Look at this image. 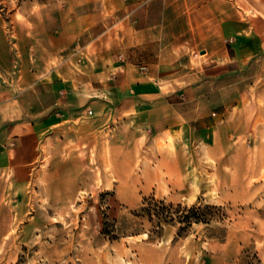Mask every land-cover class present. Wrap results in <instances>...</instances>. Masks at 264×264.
<instances>
[{"label": "rangeland", "instance_id": "rangeland-1", "mask_svg": "<svg viewBox=\"0 0 264 264\" xmlns=\"http://www.w3.org/2000/svg\"><path fill=\"white\" fill-rule=\"evenodd\" d=\"M66 1L0 0V33L22 3ZM136 3L95 0L98 9H112V19L118 21ZM161 4L166 40L178 48L175 85L182 89L204 75L206 62L200 59L217 41L219 20L229 17L236 32L227 42L231 58H236L235 47L249 59L227 66L244 69L229 76L239 80L229 91L231 100H239L218 116L208 137L183 127L155 141L152 128L143 129L134 142L131 165L123 154L112 163L108 149L102 155L89 154L69 165L79 171L58 165L60 172L50 174L60 178L55 185L34 181L22 202H17V190L2 183L0 264H264V164L259 163L264 156V112L257 119V107H252L248 120L243 109L264 103V0ZM195 4L213 6V12L198 13L201 22L214 16L208 33L190 17ZM118 30L120 41L124 23H118ZM87 50L92 48L83 47L81 56ZM50 157L45 155L42 167ZM61 157L69 158L65 153ZM149 196L173 208L209 205L204 209L209 220L192 222L180 233L179 223H164L158 234L140 211ZM104 221L114 226V237L101 233Z\"/></svg>", "mask_w": 264, "mask_h": 264}, {"label": "crops", "instance_id": "crops-1", "mask_svg": "<svg viewBox=\"0 0 264 264\" xmlns=\"http://www.w3.org/2000/svg\"><path fill=\"white\" fill-rule=\"evenodd\" d=\"M163 1L137 0L119 21L95 0L22 3L13 10L0 33V185L17 190V202L39 178L55 185L59 176L50 174L60 172L58 165L79 171L69 165L89 154L108 149L112 163L123 154L131 165L143 129L152 128L155 141L183 127L208 137L218 116L239 100L229 95L239 80L229 76L244 69L227 66L249 59L235 47L231 58L227 42L236 32L229 17L219 20L217 41L200 59L204 75L182 89L175 85L178 48L163 32ZM200 11L213 12V6L190 8L195 27L204 25L208 33L214 16L204 24ZM119 22L125 25L120 41ZM76 45L92 50L72 56ZM252 107L257 119L264 112V103H249L243 108L248 120Z\"/></svg>", "mask_w": 264, "mask_h": 264}, {"label": "trees", "instance_id": "trees-1", "mask_svg": "<svg viewBox=\"0 0 264 264\" xmlns=\"http://www.w3.org/2000/svg\"><path fill=\"white\" fill-rule=\"evenodd\" d=\"M209 205H205L203 208L200 206H182L177 204L176 208H173L172 203L165 204L163 200H158L153 196L144 197L143 206L140 211L146 218L153 223L156 233H160L162 225L164 223H179L178 231L183 232L185 228L192 222H206L209 218L206 215L204 209H207ZM114 226L107 221L103 222V228L101 233L114 237Z\"/></svg>", "mask_w": 264, "mask_h": 264}, {"label": "built area", "instance_id": "built-area-1", "mask_svg": "<svg viewBox=\"0 0 264 264\" xmlns=\"http://www.w3.org/2000/svg\"><path fill=\"white\" fill-rule=\"evenodd\" d=\"M82 48L83 47H80L79 45H76V47L74 48V50L71 53V55H78L79 54L81 56V54L83 53ZM80 56H79V58H80ZM78 60H80V59H78ZM88 112L91 113L90 110H88Z\"/></svg>", "mask_w": 264, "mask_h": 264}, {"label": "water", "instance_id": "water-1", "mask_svg": "<svg viewBox=\"0 0 264 264\" xmlns=\"http://www.w3.org/2000/svg\"><path fill=\"white\" fill-rule=\"evenodd\" d=\"M203 52V51H202Z\"/></svg>", "mask_w": 264, "mask_h": 264}]
</instances>
